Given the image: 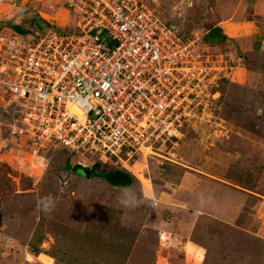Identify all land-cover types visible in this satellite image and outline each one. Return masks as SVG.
<instances>
[{
  "label": "rangeland",
  "instance_id": "374dc122",
  "mask_svg": "<svg viewBox=\"0 0 264 264\" xmlns=\"http://www.w3.org/2000/svg\"><path fill=\"white\" fill-rule=\"evenodd\" d=\"M143 1L191 40L201 63L223 64L217 97L207 115L182 125L155 153H89L85 167L100 164L94 176L72 167L78 153L0 124V264H264V0ZM74 20L62 0H0L4 33L19 25L29 36L38 22L69 30ZM217 22L222 45L203 38ZM215 123L222 125L217 134ZM183 167L221 171L256 193L255 218L247 219V210L234 214L232 195L220 201L223 214L210 200L197 202L221 200L229 188L208 183L214 192L205 193V181L192 172L181 176ZM115 169L131 175L129 186L105 179ZM181 198L211 210L213 222L201 221L199 232L189 218L195 207Z\"/></svg>",
  "mask_w": 264,
  "mask_h": 264
},
{
  "label": "built area",
  "instance_id": "2783aa9c",
  "mask_svg": "<svg viewBox=\"0 0 264 264\" xmlns=\"http://www.w3.org/2000/svg\"><path fill=\"white\" fill-rule=\"evenodd\" d=\"M62 5L75 15L69 30L0 27V124L11 133H39L85 166L91 152L145 155L207 115L223 64L201 63L191 40L143 0Z\"/></svg>",
  "mask_w": 264,
  "mask_h": 264
},
{
  "label": "crops",
  "instance_id": "0c3cea01",
  "mask_svg": "<svg viewBox=\"0 0 264 264\" xmlns=\"http://www.w3.org/2000/svg\"><path fill=\"white\" fill-rule=\"evenodd\" d=\"M216 24L218 25V27L219 26H223L222 23H220V22H217ZM242 26H243L242 23L240 24V26L238 28L233 26L231 31L234 33L236 30L241 29ZM215 27H216V25H215ZM249 28H250V26H249ZM250 30H251V28H250ZM226 35H230V34L227 33ZM242 35H244V34H242ZM245 36H248V34H245L244 37ZM246 38H244V39H246ZM240 140L245 141V139H242V138ZM248 151H251V150H248ZM234 154H236V152H234ZM237 155H239V157H241V158H246L245 155H242V154H237ZM240 155H242V156H240ZM181 169H183V174L181 176H183V175L186 176L187 173L192 172V173H195L201 180H204L205 183L201 186V191H203L205 193H211L212 194L214 192L213 188H212L213 184H216L217 186H219L218 191L221 188L225 189V186H227L229 188V192L228 193H224V191L221 190V193H220L221 196L218 197L221 200H217V199L215 200V199L211 198V196H210V198L205 200V202H201V200H199L197 202L207 203V201L210 200L209 203H211V207H213V203H215L214 204L215 211L219 210L218 214H223L222 210L224 208V205L220 201H222V200L224 201V199L227 200L230 197V195H232V198L235 201L234 205H233L234 214H235L236 211L247 210L246 218L247 219L248 218L249 219L250 218H255V217H251L254 214V212H253V208H255L254 207V203H256V202L260 203V201L257 198V194L253 193V192L252 193L249 192L247 190V187L236 185L235 183H232L233 181L230 182L227 178H225L222 175H220L222 173L220 170H219L220 172H213L212 170H201V169L197 170L196 167H194V168H185V167H183ZM222 171H224V169ZM208 183H211L212 185L208 186ZM199 194L201 196V193H199ZM254 197H255V199H254ZM181 199L185 201V204L195 207L194 211H196V213L193 212L194 217H190L189 216V218L192 220V224H193L194 221L197 222L196 224H193V225H194V227L196 226V228H199V232L204 229V227H202V225H204L203 223L209 224V223L213 222L212 221L213 219L211 217V213H212L211 210H206L205 208H202L200 205H198L197 202L189 203L188 201H190V200H186L184 198H181ZM249 200L253 202L252 205H247L246 204L247 201H249ZM194 204H196L197 206L194 205ZM244 206H246V209L244 208ZM234 214H233V216H234ZM203 220H206L207 222L203 221ZM201 221L203 222L202 225L200 223ZM246 223H247V220L246 221L243 220V224H246ZM190 226H191V224H189V228H190Z\"/></svg>",
  "mask_w": 264,
  "mask_h": 264
},
{
  "label": "trees",
  "instance_id": "16d2710c",
  "mask_svg": "<svg viewBox=\"0 0 264 264\" xmlns=\"http://www.w3.org/2000/svg\"><path fill=\"white\" fill-rule=\"evenodd\" d=\"M3 22H0V24H2ZM31 23V22H30ZM39 24V22H38ZM36 24V25H38ZM170 25V23H169ZM2 25H0L1 27ZM13 27L16 29V30H19V31H23L21 30L22 28L19 26V25H13ZM221 28L220 27H214L208 34H205L203 35V38L204 40L209 43V44H214V43H223L224 39L226 38V36L224 35V33L221 32ZM99 163H95L93 164V166L89 167V174L91 176H94V175H98L100 174V169H99ZM72 167H79V168H86L84 166H82L81 164L77 163L76 165H72Z\"/></svg>",
  "mask_w": 264,
  "mask_h": 264
},
{
  "label": "water",
  "instance_id": "95a60500",
  "mask_svg": "<svg viewBox=\"0 0 264 264\" xmlns=\"http://www.w3.org/2000/svg\"><path fill=\"white\" fill-rule=\"evenodd\" d=\"M83 174H89V170L85 168ZM104 177L111 185L119 187L129 186L132 180V177L128 172L120 169L105 172Z\"/></svg>",
  "mask_w": 264,
  "mask_h": 264
},
{
  "label": "bare ground",
  "instance_id": "6f19581e",
  "mask_svg": "<svg viewBox=\"0 0 264 264\" xmlns=\"http://www.w3.org/2000/svg\"><path fill=\"white\" fill-rule=\"evenodd\" d=\"M152 151H153V150H152ZM152 151H148L147 153H155V152H152ZM146 155H147V154H146ZM146 155H145V156H146Z\"/></svg>",
  "mask_w": 264,
  "mask_h": 264
},
{
  "label": "clouds",
  "instance_id": "9594fccd",
  "mask_svg": "<svg viewBox=\"0 0 264 264\" xmlns=\"http://www.w3.org/2000/svg\"><path fill=\"white\" fill-rule=\"evenodd\" d=\"M146 154H147V153H146ZM146 154H145V155H146ZM145 155H143V156H145ZM84 167H85V166H84ZM86 167H87V166H86Z\"/></svg>",
  "mask_w": 264,
  "mask_h": 264
}]
</instances>
